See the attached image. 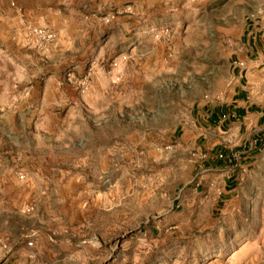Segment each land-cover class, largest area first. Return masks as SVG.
I'll use <instances>...</instances> for the list:
<instances>
[{
    "label": "rangeland",
    "instance_id": "1",
    "mask_svg": "<svg viewBox=\"0 0 264 264\" xmlns=\"http://www.w3.org/2000/svg\"><path fill=\"white\" fill-rule=\"evenodd\" d=\"M263 3L12 0L5 108L37 82L57 105L26 133L0 117V264H264V123L207 118ZM242 57L264 114V69Z\"/></svg>",
    "mask_w": 264,
    "mask_h": 264
},
{
    "label": "crops",
    "instance_id": "2",
    "mask_svg": "<svg viewBox=\"0 0 264 264\" xmlns=\"http://www.w3.org/2000/svg\"><path fill=\"white\" fill-rule=\"evenodd\" d=\"M11 1L12 0H0V20H6V18L10 17V14H12L11 7ZM17 3H19L22 0H16ZM35 7H30L29 10L26 11H34ZM1 15H7L6 18L1 17ZM254 23L249 24L247 27V31L243 36L242 46L243 48L237 53L235 56V60L231 65L233 66V74L236 79V92L233 94L230 102L225 105L221 109H213V110H207V118L209 123H216L217 119H221L223 112L226 113L223 115V123L221 125L222 128L226 129L227 127L232 128L234 125H245L247 121H252L255 117V123H264V114H262V110H259V105L256 104L255 98H252L250 93L247 92L245 89V86L243 85V71L239 70L237 66L236 60H243L242 57L244 54L247 55V63L250 64L252 58L255 55V58L259 61L256 64V66H261V69H264V3L263 8L259 11L258 15L254 17V20H252ZM244 53V54H243ZM2 67H0V117H10L14 118V124H17L19 127V131L21 132H28L32 129V127L35 125V127H38V123L36 121L34 122L35 118H46L48 116H55V113L50 112V110H55V105L57 103H53L49 106L48 103H46L44 100L39 99H33V96H35V93L38 91L40 94V90L42 89L43 84L41 82L33 83L34 86L31 88V95L23 96L26 97V99H23L22 97L16 96L13 100V105L10 108H5L4 104V96L2 94L6 93L7 91L4 90V80L5 79L2 76ZM8 81V80H7ZM58 82V81H57ZM7 84V83H6ZM36 85V87H35ZM9 91V90H8ZM41 102V103H40ZM35 123V124H34ZM264 134V132L262 133ZM264 138L261 139L263 141ZM260 141V140H259ZM258 139L255 140L256 145L259 143ZM261 146V143L259 144ZM219 150V147H216L212 150L213 155H217ZM222 155H218L219 157L223 159ZM225 166L223 167L221 161H217V170H225L227 168H233L236 166V163L230 156L225 157ZM221 167V168H220Z\"/></svg>",
    "mask_w": 264,
    "mask_h": 264
},
{
    "label": "built area",
    "instance_id": "3",
    "mask_svg": "<svg viewBox=\"0 0 264 264\" xmlns=\"http://www.w3.org/2000/svg\"><path fill=\"white\" fill-rule=\"evenodd\" d=\"M34 33L36 34L38 40H40L41 42L51 43L55 41V35L52 34L51 32L40 29V30H35Z\"/></svg>",
    "mask_w": 264,
    "mask_h": 264
}]
</instances>
